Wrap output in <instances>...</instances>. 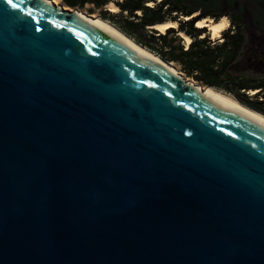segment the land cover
<instances>
[{
    "label": "water",
    "instance_id": "water-1",
    "mask_svg": "<svg viewBox=\"0 0 264 264\" xmlns=\"http://www.w3.org/2000/svg\"><path fill=\"white\" fill-rule=\"evenodd\" d=\"M70 10L0 0V264H264V122Z\"/></svg>",
    "mask_w": 264,
    "mask_h": 264
},
{
    "label": "trees",
    "instance_id": "trees-1",
    "mask_svg": "<svg viewBox=\"0 0 264 264\" xmlns=\"http://www.w3.org/2000/svg\"><path fill=\"white\" fill-rule=\"evenodd\" d=\"M157 1L63 0L71 9L84 8L87 4L98 9L115 4L125 21V26L118 28L138 44L164 61L179 65L187 77L228 92L248 108L264 115V68L252 66L248 61L254 53L264 56V0ZM196 13L200 19L219 21L227 17L230 20L231 27L223 33V42L212 41L204 35L207 31L198 29L193 22L179 23L180 30L194 39L187 48L179 44L180 37L174 29L166 34L148 29ZM115 17L110 11L103 12L106 21L114 23ZM256 90L260 92L253 97L246 95Z\"/></svg>",
    "mask_w": 264,
    "mask_h": 264
},
{
    "label": "bare ground",
    "instance_id": "bare-ground-1",
    "mask_svg": "<svg viewBox=\"0 0 264 264\" xmlns=\"http://www.w3.org/2000/svg\"><path fill=\"white\" fill-rule=\"evenodd\" d=\"M47 1H51V0H47ZM51 2L58 7L59 4H58L57 1L56 2L55 1H51ZM108 8H109V10H111V12H114V13H116L119 10L118 7H116L115 4H112V3L108 5ZM65 11H69V10H65ZM70 11L75 12L76 14L80 15L81 17H83L84 19H86L89 22H92V23H94V24H96V25H98V26H100V27H102V28L114 33L119 38L124 40L126 43H128L130 46H132L134 49H136L137 51H139L140 53H142L143 55H145L146 57H148L152 61L158 63L159 65H162L163 67H166L172 73H174L176 76L182 78V76L177 71H175V69L170 64H166L160 58H158L156 56H155L156 57L155 58L151 54H149L146 51H144L138 44H136V42H134L132 39L126 38L119 30H117L112 25H109V24H107L106 22H104V21H102L100 19L90 18L87 15H85L83 13H80L78 11H75V10H70ZM196 27L198 29H202L204 27H208L212 38L216 40V39H219L222 36L221 34L230 27V23H229V20L227 18H224V19H222L220 21H214L212 19H205V20L199 22ZM151 28L154 29L157 32H160L162 34H166V32L169 29L176 28V23L167 22V23H163V24H159V25L157 24L156 26L155 25L151 26ZM178 34H179L178 36L181 37L185 41L187 47L190 46V44L193 41L192 38L189 37L188 35H186L182 31L180 33H178ZM193 85L196 86L195 84H193ZM197 87L200 88L202 91H205L212 99H214L216 101H219L223 105H225L227 107H230V108L237 109V110H241V111L251 115L252 117L264 122V116L255 115L254 112H252L249 109L243 107L237 101H234V100L224 96L223 94L219 93L218 91L214 90L213 88H205L204 89V88H202L200 86H197ZM254 92L255 91H253L252 93L255 94Z\"/></svg>",
    "mask_w": 264,
    "mask_h": 264
},
{
    "label": "rangeland",
    "instance_id": "rangeland-1",
    "mask_svg": "<svg viewBox=\"0 0 264 264\" xmlns=\"http://www.w3.org/2000/svg\"><path fill=\"white\" fill-rule=\"evenodd\" d=\"M51 1H57L58 2V4L60 5V6H62V8L63 9H65V10H70L69 9V7L63 2V0H51ZM160 2V0H158L157 1V3H159ZM150 5H154V3H151ZM119 9V8H118ZM72 10H75V11H78V12H80V13H83V14H85V15H87L88 17H90V18H93V19H100V20H102V21H104V22H106L107 24H109V25H112L113 27H115L117 30H119L126 38H128V39H132V38H130L128 35H126L124 32H122L118 27L120 26V25H124L125 26V21H124V19L122 18V15H124V14H122L121 13V11L120 10H118L116 13H114V12H111V10H109V8H108V6L107 7H104V8H96L94 5H92V4H87V5H85L84 6V8H74V9H72ZM104 11H110L111 13H113V15L114 16H116L115 18H114V23H116V24H114V23H112V22H110V21H106V20H104L103 19V12ZM195 15H199L198 13H196ZM127 15L125 14V16L124 17H126ZM227 18V17H226ZM209 19H212V18H209ZM222 19H224V18H222ZM221 19V20H222ZM228 19V18H227ZM212 20H214V19H212ZM229 20V19H228ZM220 21V20H219ZM229 23H230V27H231V22H230V20H229ZM230 27L227 29V30H229L230 29ZM151 28V27H150ZM116 30V31H117ZM227 30H225V31H227ZM224 31V32H225ZM118 32V31H117ZM183 32V31H182ZM223 32V33H224ZM119 33V32H118ZM160 33V32H159ZM167 33V32H166ZM223 33L221 34L222 36L219 38V39H214L213 40V38H212V36H211V34H209V32H208V30H207V33L206 34H204L205 36H209V38L212 40V41H219L220 43L221 42H223L224 41V38H223ZM186 34V33H185ZM179 35V34H178ZM204 35L203 36H201L202 38H204ZM170 38H172V35L170 36ZM133 40V39H132ZM192 40L194 41V39L192 38ZM134 41V40H133ZM134 42H136V41H134ZM179 44H181L182 46H184L185 48H187V45H186V43H185V41L180 37L179 38ZM136 44H138L137 42H136ZM144 51H146L147 53H149V54H151L152 56H156V57H158L155 53H153V52H151L149 49H147V48H145V47H143V46H141L140 44H138ZM189 47V46H188ZM155 57V58H156ZM158 58H160V57H158ZM161 59V58H160ZM163 62H165L166 64H170L174 69H175V71H177L181 76H182V78L188 83H191V84H195L196 86H200V87H202V88H209V87H207V86H205V85H203L202 83H200V82H198V81H196L195 79H192V78H189V77H187L183 72H182V70H181V67L179 66V65H177V64H175V63H169V62H166V61H164L163 59H161ZM214 89V88H213ZM214 90H216V91H218L219 93H221V94H223L224 96H226V97H228V98H230V99H232V100H234V101H237L240 105H242L243 107H245V108H247V109H249L250 111H252V112H254L255 113V115H262V114H260V113H258V112H255V111H253L252 109H250V108H248L246 105H244L237 97H235L234 95H232V94H230V93H228V92H225V91H223V90H219V89H214ZM260 92V90H256L254 93L255 94H253L252 93V91L250 92H246V95H249L250 97H253L254 95H256L257 93H259ZM242 109V108H241ZM262 116H264V115H262Z\"/></svg>",
    "mask_w": 264,
    "mask_h": 264
},
{
    "label": "flooded vegetation",
    "instance_id": "flooded-vegetation-1",
    "mask_svg": "<svg viewBox=\"0 0 264 264\" xmlns=\"http://www.w3.org/2000/svg\"><path fill=\"white\" fill-rule=\"evenodd\" d=\"M248 61L252 66H256L258 68H264V63H260V62L256 61L253 56H252V58H249Z\"/></svg>",
    "mask_w": 264,
    "mask_h": 264
},
{
    "label": "snow or ice",
    "instance_id": "snow-or-ice-1",
    "mask_svg": "<svg viewBox=\"0 0 264 264\" xmlns=\"http://www.w3.org/2000/svg\"><path fill=\"white\" fill-rule=\"evenodd\" d=\"M9 3H12V0H8Z\"/></svg>",
    "mask_w": 264,
    "mask_h": 264
}]
</instances>
